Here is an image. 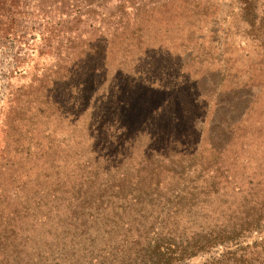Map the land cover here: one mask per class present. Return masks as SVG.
I'll use <instances>...</instances> for the list:
<instances>
[{"label":"rangeland","instance_id":"374dc122","mask_svg":"<svg viewBox=\"0 0 264 264\" xmlns=\"http://www.w3.org/2000/svg\"><path fill=\"white\" fill-rule=\"evenodd\" d=\"M222 1L205 20L184 12L153 28L128 30L109 45L102 72L91 76L88 71L59 84L55 55L39 54L44 37L55 54L53 28L33 24L36 28L22 31L27 44L0 42V238L6 245L0 248V264H89L91 254H113L129 234V216L136 214L129 209L136 202L122 207L112 185L153 142L167 140L170 111L180 112L193 100L197 130L189 141L204 151L208 138L221 139L227 176L235 183L220 189V195L219 190L208 198L200 195L197 205L188 201L187 191L174 192V198L165 186L136 192L137 202L170 200L167 208L176 202L179 214L169 215L166 230L182 238L218 233L221 226L243 219L241 212L254 202L264 204V44L244 34L237 14H231L234 0ZM50 68L43 98L24 95L30 82ZM139 80L150 87L151 97L165 100L139 134L119 133L112 96L116 86L126 90V83ZM144 92L137 89L140 101L146 99ZM12 106H21L24 116L9 121ZM110 177L116 181L107 185ZM95 185L96 190H86ZM102 186L107 196L102 205L70 202L71 196L96 198ZM138 206V215L152 214L146 204ZM160 220L147 227L158 228ZM253 236L240 237L242 246Z\"/></svg>","mask_w":264,"mask_h":264},{"label":"trees","instance_id":"16d2710c","mask_svg":"<svg viewBox=\"0 0 264 264\" xmlns=\"http://www.w3.org/2000/svg\"><path fill=\"white\" fill-rule=\"evenodd\" d=\"M34 1L39 3L31 4L29 0H0V42L17 40L27 44L28 41L25 40L26 36L22 31L36 28L33 24L47 30L53 28L57 33L55 54L52 53L54 45H51V41L45 37L42 39L44 44L39 54L46 57L55 55L57 66L55 74L56 80L59 79L58 84L60 81L70 80L75 75L84 76L88 71V75L91 76L102 72L109 45L118 37L124 36L123 34L128 30L153 28L160 21L184 12L189 16L192 15L193 18L201 16L205 20L210 14L214 15L216 5L223 2L222 0ZM234 2L231 14L234 12L237 14L239 22L245 28L244 34L262 40L261 43L264 44V0H234ZM195 22L200 21L196 19ZM131 37H134V32ZM51 69L30 82L24 95L36 100L43 98L46 75L50 74ZM130 82L126 83V90L121 87L117 89L116 86L115 96L111 95L115 106L114 124L117 125L119 133L135 131L139 134L138 132L145 127V121L158 111V105L165 99L160 101L156 100V96L151 97L150 87L141 80ZM73 88L77 91L76 87ZM139 88L145 90L144 101H140V94L136 93ZM148 95L154 103L149 101ZM130 96H134L136 100L133 102ZM109 99L111 100V97ZM144 102H148L150 106ZM43 103L46 106L48 104ZM194 104H196L194 100L190 101L180 112L171 110L167 118V124L171 126L167 140L153 142L150 146L152 148L146 149L141 154L138 162L132 164V170L125 169L118 181L111 177L106 181L107 185L112 180L116 181L112 186L118 189L115 197L122 207L124 202H136L134 203L136 208L129 209L132 210L131 213L135 211L136 214L129 216L130 221L126 228L129 234H125L118 242L114 253L102 250L99 255L91 254L89 264H191V260L197 257L202 258L198 264H264V222L261 223L264 220V204L258 207L254 202L252 207L244 209L245 214L244 211L241 212L240 218L244 216L243 219L238 220L237 223L221 226L218 233L213 231L196 233L194 237L182 238L166 230L169 215L179 214L175 208L176 202L171 208H167L166 205L170 204V200L163 204L158 202L152 204L150 201L137 202L138 199L135 198L136 192L165 186V192H171L174 198H176L174 192L181 189L187 191L190 196L188 201L197 205L201 202L200 195L208 198L211 194L217 193V190L220 195V189L235 183L227 176L229 167L224 164L225 145L221 139L208 138L204 142L207 146L204 151L197 142L189 141L197 130L195 122L198 117ZM54 106L59 107V104L56 103ZM8 115L9 121L21 118L24 116V110L21 106H12ZM188 119L191 123L186 127ZM170 138L174 139L170 140ZM154 151L156 153H153ZM92 184L95 182L92 181ZM93 187L96 190L98 186H90L86 190H91ZM103 190L102 186L96 198L93 194L85 198L71 196L70 202H79L83 207L86 202L102 205L104 198H107ZM130 193H134V198L129 200ZM181 199L183 198L180 197ZM60 202H65V197L62 196ZM118 203L114 206L115 209H119ZM139 204L150 207L152 214L138 215ZM256 210L257 213H254ZM116 216L120 218L119 214ZM149 217L152 219L151 222ZM160 218L158 228L152 225L147 227V224L154 223ZM144 229L148 232L143 231ZM172 229L174 232V228ZM143 233H149L152 238L143 236ZM245 234H255L253 242L247 244L248 246H242L240 239ZM4 246L5 243L0 244V248Z\"/></svg>","mask_w":264,"mask_h":264}]
</instances>
